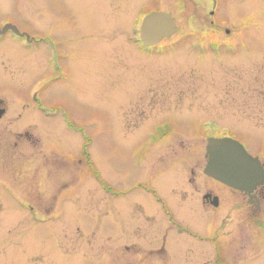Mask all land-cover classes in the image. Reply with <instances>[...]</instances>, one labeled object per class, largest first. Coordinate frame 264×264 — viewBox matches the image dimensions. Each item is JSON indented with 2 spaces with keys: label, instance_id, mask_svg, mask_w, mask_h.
I'll use <instances>...</instances> for the list:
<instances>
[{
  "label": "rangeland",
  "instance_id": "1",
  "mask_svg": "<svg viewBox=\"0 0 264 264\" xmlns=\"http://www.w3.org/2000/svg\"><path fill=\"white\" fill-rule=\"evenodd\" d=\"M4 1L7 7L1 19L9 20L40 14L21 12L24 5L29 10L45 5V33L62 43L65 67L77 70L59 93H52L53 86L45 96L62 105L81 127L78 132L65 129L63 136L64 190L54 202L64 209L46 221H25L17 228L12 241L25 243L27 252L14 257L13 251L4 264H98L107 246H115L120 254L121 216L112 218L110 210L121 212L136 198L148 213L155 211L146 193L131 191L138 184L156 187L167 204L176 207L181 194L169 182L179 180L175 185L179 189L180 179L189 175L188 167L163 169L158 161L164 152L157 151L145 162L149 169L142 167L138 156L142 147H136L143 135L147 138L166 119L160 133L171 130L188 137L177 144L190 149L194 164L204 163L206 138L224 133L240 137L249 151L264 157V0H220V10L212 18L205 13L210 0H13L16 8ZM143 9L145 14L164 10L178 24L177 32L150 54L137 50L132 41V28ZM55 17L63 20V29L53 32L50 23ZM210 20H216V27L208 26ZM226 27L235 33L232 37L226 36ZM1 72L8 81L17 73L9 62ZM7 87H0L2 98L10 99L5 92L24 97L25 87L24 91ZM164 175L167 180L161 182ZM20 185L27 187L24 181ZM32 189L35 198L38 188ZM176 214L191 229L207 235L206 227L188 218L194 216ZM7 215L13 224L22 217ZM162 221L159 215L161 227L166 224ZM109 233L115 235L111 244ZM159 234L162 237L163 229ZM176 236L167 237L169 246L195 242L186 234ZM162 259L166 261L152 264H198L169 261L168 254Z\"/></svg>",
  "mask_w": 264,
  "mask_h": 264
},
{
  "label": "flooded vegetation",
  "instance_id": "2",
  "mask_svg": "<svg viewBox=\"0 0 264 264\" xmlns=\"http://www.w3.org/2000/svg\"><path fill=\"white\" fill-rule=\"evenodd\" d=\"M210 1V7L205 8V13L212 18L220 10V0ZM3 2L0 5V14L7 7L6 1ZM7 2L13 8L18 7L13 0ZM36 6L32 5V9L29 10L24 5L21 12L28 14L34 10L35 14L38 11L40 14L23 15L20 20L1 19L0 15V87L10 86L12 89L22 91L25 87L22 98L7 92L5 98L10 99L0 96V110H3L0 118V264H4L9 258L8 254L12 256L13 251L16 252L14 257H17V253L23 252L25 255L27 252L25 243L12 241L17 228L25 221H39L41 218L46 221L48 216H57L60 214V208L64 209L62 204H60L62 207L59 204L56 206L54 202L61 198L59 195L64 190L62 189L65 182L64 154L67 148L64 147L63 136L65 129L71 132L81 130L62 105L46 99L45 95L53 86L56 90L52 93H59L61 88L70 84L71 74L74 72L73 75L76 77L77 70L73 67L75 61L70 63V69L73 68L74 71L70 72L65 67L67 54L65 51L63 53L62 43L55 36L45 33L48 27L44 13H47V9L43 4ZM142 11L132 28V41L137 50L150 54L161 47L162 41L156 46L145 47L140 25L147 14L164 10L155 9L146 14L144 9ZM174 21L178 27L175 19ZM215 21L210 20L208 26L216 27ZM50 29L53 32L62 30L63 20L59 17L53 18ZM225 34L232 37L235 33L226 27ZM72 56H69L70 62ZM8 62L17 72L12 81H8L1 72ZM26 82L30 84L25 85ZM164 121L154 126L147 138L143 135L144 140L136 147L137 149L142 147V152L138 153L139 164L142 167L149 169L145 162L149 154L156 151V154L164 152L163 160L158 161L160 166L163 164V169L169 171L168 169L177 165L188 167L189 175L180 179L179 189L175 186L179 180L174 179V182H171L170 179L169 182L171 189L178 190L181 194L176 200V207H170L159 189L154 186L138 184L131 188V191L142 190L146 193L155 211L148 213L136 198L133 199V204H124L126 206L121 212L113 211L112 214L111 209L109 215L112 218L118 214L121 216L119 225L122 255L119 256L115 246H107L103 260L108 259L112 264H152L161 260L166 261L162 257L168 254L169 261L176 258L177 261L186 263L194 261L198 264H264V181L255 186L249 184L247 189H237L206 174L204 170L208 164L206 146L202 159L204 163L194 164L190 149L178 145L188 137L176 135L171 130L161 134L160 130L168 120ZM216 137H231L238 140L252 156L259 158L264 168L263 155L249 151L240 137L230 133ZM160 145L161 148L156 149ZM159 180L161 182L167 180V175L160 177ZM23 181L27 183L25 189L20 185ZM41 184L42 190L39 188ZM33 185L38 188L35 191L37 195L35 198ZM108 193L113 194L111 186ZM176 211L194 216L195 218L190 216L188 218L206 227L207 235H201L191 229L187 223L179 219ZM11 212L14 213V217L22 216L19 223H8L10 216L7 214ZM33 214L39 217L35 219ZM159 215H162L166 223L163 227L160 226ZM162 229L164 234L161 237L159 233ZM185 234L197 243L181 242L174 247L167 244L168 236ZM56 237L60 238V231ZM114 237L113 233H109L110 244L113 243ZM58 242L57 249L61 244ZM103 260L100 257L97 263L105 264Z\"/></svg>",
  "mask_w": 264,
  "mask_h": 264
},
{
  "label": "water",
  "instance_id": "3",
  "mask_svg": "<svg viewBox=\"0 0 264 264\" xmlns=\"http://www.w3.org/2000/svg\"><path fill=\"white\" fill-rule=\"evenodd\" d=\"M172 16L165 12H151L142 22V39L147 45H155L176 32ZM3 110H0V118ZM209 162L205 173L226 184L247 189L249 184L264 181V168L260 160L251 156L245 147L230 137H209L207 144Z\"/></svg>",
  "mask_w": 264,
  "mask_h": 264
}]
</instances>
